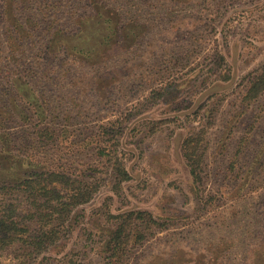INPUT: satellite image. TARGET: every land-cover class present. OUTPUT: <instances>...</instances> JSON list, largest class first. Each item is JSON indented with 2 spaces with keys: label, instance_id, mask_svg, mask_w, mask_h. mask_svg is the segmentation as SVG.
I'll return each instance as SVG.
<instances>
[{
  "label": "rangeland",
  "instance_id": "obj_1",
  "mask_svg": "<svg viewBox=\"0 0 264 264\" xmlns=\"http://www.w3.org/2000/svg\"><path fill=\"white\" fill-rule=\"evenodd\" d=\"M262 70L264 0H0V178L36 162L100 184L29 264H105L109 210L135 214L124 264H264V95L244 99ZM115 122L131 176L119 195L92 144ZM40 127L64 133L39 150Z\"/></svg>",
  "mask_w": 264,
  "mask_h": 264
},
{
  "label": "trees",
  "instance_id": "obj_2",
  "mask_svg": "<svg viewBox=\"0 0 264 264\" xmlns=\"http://www.w3.org/2000/svg\"><path fill=\"white\" fill-rule=\"evenodd\" d=\"M19 86H22V83ZM262 95L264 70L251 75L244 99L254 101ZM33 100L35 101V97ZM123 130L124 126L116 122L110 126H102L100 136L110 141L105 146H102L101 140L92 143L97 146L100 157H109L110 162L114 161L113 191L117 195L122 192L123 184L131 177L120 157V138ZM63 133L60 134L51 127H40L35 131V147L43 150L47 146L55 145ZM0 136L6 140L9 138L5 133ZM193 136L187 139L185 148H188V144L191 148L185 152L191 167V176L196 182H201V175L196 170L201 164L200 156L195 152L199 139ZM31 165L32 169L19 181L16 180L17 182L0 178V251L19 246V264H29L31 259L46 254L71 232L68 221L73 211L92 202L100 187L99 182L72 180L71 174L65 168L47 171L39 163L32 162ZM110 211L109 218H117L118 223L108 231L104 245L107 255L105 264H124L134 237L133 231L137 228L134 221L130 222L135 214L131 212L116 216ZM144 214L147 215L138 213L139 217ZM33 225H37L36 228H33Z\"/></svg>",
  "mask_w": 264,
  "mask_h": 264
}]
</instances>
